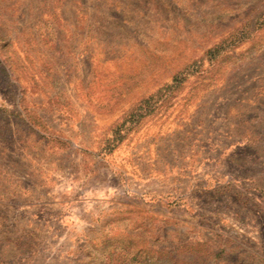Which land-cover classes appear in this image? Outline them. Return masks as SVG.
<instances>
[{"label": "rangeland", "instance_id": "obj_1", "mask_svg": "<svg viewBox=\"0 0 264 264\" xmlns=\"http://www.w3.org/2000/svg\"><path fill=\"white\" fill-rule=\"evenodd\" d=\"M0 264H264V0H0Z\"/></svg>", "mask_w": 264, "mask_h": 264}, {"label": "crops", "instance_id": "obj_2", "mask_svg": "<svg viewBox=\"0 0 264 264\" xmlns=\"http://www.w3.org/2000/svg\"><path fill=\"white\" fill-rule=\"evenodd\" d=\"M63 221H64V217H63ZM74 225H75V224H61V226H62L64 229H66V230H68V229H70V228H73Z\"/></svg>", "mask_w": 264, "mask_h": 264}]
</instances>
